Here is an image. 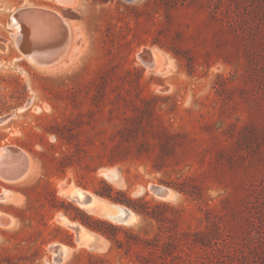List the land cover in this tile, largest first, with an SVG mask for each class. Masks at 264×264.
<instances>
[{"label": "rangeland", "instance_id": "1", "mask_svg": "<svg viewBox=\"0 0 264 264\" xmlns=\"http://www.w3.org/2000/svg\"><path fill=\"white\" fill-rule=\"evenodd\" d=\"M25 8L68 24L60 62L27 56L65 42L39 22L19 47ZM0 120V156L28 163L19 180L0 167V264H59L56 244L60 264H264V0H0ZM70 184L127 192L141 212L97 216ZM62 217L115 239L82 245Z\"/></svg>", "mask_w": 264, "mask_h": 264}, {"label": "bare ground", "instance_id": "2", "mask_svg": "<svg viewBox=\"0 0 264 264\" xmlns=\"http://www.w3.org/2000/svg\"><path fill=\"white\" fill-rule=\"evenodd\" d=\"M53 1L58 3L60 6L61 5L70 6L76 3V0H53ZM12 19L14 21V25L18 29L17 40L19 43V47L22 50H24L23 43H24L26 36H28V34L30 33V27L33 22H39L40 24H43V26L49 31H58L59 33H62L65 35L64 44L63 45L57 44L56 46H54L53 48L54 51L48 56L47 55L41 56V55L32 54L30 52H26L27 56L31 60L41 65H51L59 61L61 58L63 59V55L68 50V46L70 43L69 35H68L70 31L68 28V24L64 20H61L58 14L53 13L49 10H45V9L25 8V9H21L17 11L16 13H14V15L12 16ZM45 47H49V46H43L42 48H45ZM147 50L149 49H146L145 52ZM156 56H157V59H163V57L161 56L159 52L155 54L153 51H151V56H150L151 62L148 61V65L150 66L155 65ZM144 60L146 59L144 58ZM21 157H22V153L19 150H15L10 147L3 149V152L0 156V159H2V161L0 162V167H3L5 171L8 172L6 176H8L9 179L11 180H19L23 178L25 174L27 173V170H28L27 160L26 159L23 160L21 159ZM109 179L117 183L121 182L122 180L121 175H117V174L114 177H109ZM67 186H68L67 191L62 190L63 195L74 200L81 207L85 208L87 211H89L92 214H95L100 217H105V218H108L115 222L120 223V221L111 218L112 215L122 213L123 211L117 205H113L107 199L101 198L96 195L93 196V199L90 203L84 204L81 202V199L84 198L86 191L77 185L70 184ZM65 187L66 186H64L63 189ZM3 197L4 196L0 195V199H3ZM97 207H102V208L100 211H98ZM133 219H134V215L131 217V220ZM62 222L75 229L74 225L76 223L70 224L66 217H62ZM127 223H130V222H127ZM82 235H83V239L85 240V243L80 242L82 245L89 246V244L94 241L93 233L84 226L82 227ZM102 249L103 248H101L100 250ZM68 252H69V248L66 245L62 246V249L60 250V252H55L56 263H59V264L62 263L65 257L67 256Z\"/></svg>", "mask_w": 264, "mask_h": 264}, {"label": "water", "instance_id": "3", "mask_svg": "<svg viewBox=\"0 0 264 264\" xmlns=\"http://www.w3.org/2000/svg\"><path fill=\"white\" fill-rule=\"evenodd\" d=\"M151 51L152 50H147L143 55L146 57V59H148L150 56H151ZM48 55V54H47ZM149 56V57H147ZM150 60V59H149ZM104 173V172H103ZM107 177H114L116 174L117 175H120V172L117 171V170H105V173H104ZM66 187L63 189L64 191H67L68 189V186L65 185ZM81 188V187H80ZM83 189V188H82ZM86 191L85 193V196L83 199H81V202L84 203V204H87V203H90L93 199V196L96 195V196H99L101 198H104V199H107L111 204L113 205H117L119 208H121L123 211L122 213H118L116 215H112L111 218L112 219H115V220H118L120 221V223H127V222H132L134 221L135 217H136V214L135 212L130 209L129 207L125 206L124 204L122 203H118V202H115L111 199H108V198H105L104 196H101L97 193H93V192H90L86 189H83ZM152 190L159 196H162V197H168L169 194H170V189L167 188V187H164V186H161V185H154L152 186ZM102 207H97V210L100 211ZM134 215V219L131 220V217ZM70 220V219H69ZM71 221V220H70ZM76 224L74 225L75 227V232H76V241L78 243H85V240L83 239V235H82V227L84 226L83 224H80L78 222H75ZM86 227V226H84ZM88 230H90L93 235H94V241L91 242L89 244L88 247L92 248V249H101V248H105V239L103 238V236L101 234H99L97 231L95 230H92L88 227H86ZM62 246L63 244H56V245H53V251L55 252H60V250L62 249ZM67 246V245H66ZM69 248V246H68Z\"/></svg>", "mask_w": 264, "mask_h": 264}, {"label": "trees", "instance_id": "4", "mask_svg": "<svg viewBox=\"0 0 264 264\" xmlns=\"http://www.w3.org/2000/svg\"><path fill=\"white\" fill-rule=\"evenodd\" d=\"M116 191L114 190L113 187L110 186L109 191L107 192H98L99 194L103 195V196H107L109 198L115 199L114 198V193ZM122 196H124L123 198H117L115 199L118 202H121L123 204H126L127 206L133 208L135 211L137 212H141L140 209H138V205L136 204V200L133 199L130 195L127 194V192H119ZM89 221H84L85 224H87L89 227H91L92 229L101 232L103 235L107 236L110 239H115L116 233L115 232H111L108 231V229H105L104 227H101L99 225H95V224H100V223H105V221L100 220V219H95L92 217H88ZM111 227H113L115 230L118 229V227H116L115 225H111Z\"/></svg>", "mask_w": 264, "mask_h": 264}]
</instances>
